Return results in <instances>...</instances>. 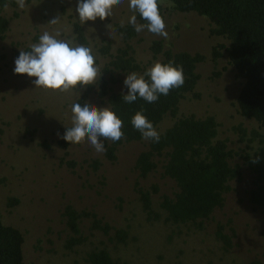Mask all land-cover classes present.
<instances>
[{
	"label": "rangeland",
	"instance_id": "rangeland-1",
	"mask_svg": "<svg viewBox=\"0 0 264 264\" xmlns=\"http://www.w3.org/2000/svg\"><path fill=\"white\" fill-rule=\"evenodd\" d=\"M77 4L78 0H26L23 9L9 6L0 12L9 18L14 12L19 13L11 20L6 39L0 41V55H5L0 58V208L2 221L24 235L25 264H90L87 253L104 246L103 241L108 238L96 232L74 251L64 247L68 232L62 212L68 203L80 210H93L113 227L128 231L126 243H107L120 264H247L255 260L264 263V209H255L249 200L252 175L247 169L243 179L231 184L225 205L199 228L166 221V213L160 207L161 195H172L176 184L163 175L162 162L148 177L138 176L135 162L147 148L145 139L120 146L115 162L97 153L87 138L78 144L68 142L66 148L60 145L67 128L72 126L71 107L81 91L78 87L69 92L36 88L35 77L14 72V53L38 43L39 38H35L45 31L53 35L59 31L58 39L77 44L73 32V22L80 21ZM133 14L136 15L129 8V0H123L114 6L110 17L84 23L89 41L86 47L92 49L100 69L94 83L101 80L102 67L108 61L98 52L99 45L103 40H111L113 48H118L122 39L113 24L127 23ZM57 18L59 23H50ZM165 24L168 39L147 29L133 39L138 59L152 65L160 61L161 56L154 59L150 50L152 41L159 39L175 51L206 55L208 59L198 67L202 78L196 93L182 101L179 115H214L220 124L219 137L227 138L231 147L243 146L234 126L242 123L251 129L258 125L238 111L241 81L235 77L228 58L211 60L213 47L227 45V40L211 35L209 20L193 12L169 13ZM216 72L221 74L216 76ZM115 88L124 91L125 85L120 83ZM86 103L97 109L107 107L95 93ZM173 122L174 118L167 116L158 132ZM96 158L102 161L98 170L91 165ZM71 160L76 163L72 168L65 164ZM137 183L145 188L158 184L160 190L153 195V208L161 218H149ZM13 197L19 202L9 206ZM219 223L227 224L228 234H232L230 227L236 230L233 246L227 251L216 235Z\"/></svg>",
	"mask_w": 264,
	"mask_h": 264
},
{
	"label": "trees",
	"instance_id": "trees-1",
	"mask_svg": "<svg viewBox=\"0 0 264 264\" xmlns=\"http://www.w3.org/2000/svg\"><path fill=\"white\" fill-rule=\"evenodd\" d=\"M9 6L16 7V0H0V12ZM172 12H193L204 16L211 24L210 34L227 40V45L223 43L213 47L211 60L216 62L225 56L228 58L235 77L241 81L237 97L238 111L258 125L251 129L242 123L234 126L238 142L243 146L231 147L227 138L219 137L220 124L214 115H179L182 101L189 94L196 93L202 78L198 67L208 58L200 52L175 51L161 39L152 41L150 50L154 59L161 56L162 63L174 60L176 64L183 66L184 85L171 89L167 96L160 95L154 103H148L139 97L133 103L123 100V95L128 94L127 87L125 86L124 91H117L115 87L123 83L128 73L135 71L142 75L152 65V62L144 64L138 59L133 39L139 33L128 22L123 23V26L120 22L113 24L114 30L122 39L118 48H113L111 40H103L99 45L98 52L108 58L102 67L101 80L86 86L78 85L81 94L77 103L83 106L91 94L95 93L123 121L125 138L116 142L102 138L106 148L103 156L110 162L117 160L118 150L124 143L144 140L131 124V118L141 108L157 131L167 116L174 118L171 126L159 132V142L146 140L147 148L138 155L135 168L140 178H146L162 162L163 175L176 184L172 195H161L160 207L166 213V221L194 224L202 228L204 222L225 205L226 194L232 189L231 184L243 179L244 169L252 175L249 200L255 209H264V0H163L160 13L164 21L166 15ZM18 16V12H14L10 18L0 14V41L6 39L11 20ZM136 16L138 23H147L138 12ZM73 32L78 45H88L86 28L82 22H73ZM30 50V46L24 49ZM19 53L20 50H15L16 58ZM0 58H5V55H0ZM219 74L221 72L215 73L216 76ZM60 145L66 148L68 141L61 139ZM101 162L96 158L91 165L98 170ZM65 164L71 168L76 165L73 160L65 161ZM137 185V192L149 218H161L162 215L153 208V195L160 190L158 184H152L148 188L139 183ZM18 202L19 199L13 197L9 199L8 205L14 206ZM62 217L68 232L64 244L67 250L74 251L85 244L91 234L100 232L108 239L103 241L102 248H94L87 253V261L90 264H120L107 243L113 246L126 243L129 237L126 229L115 228L95 211L80 210L70 203L65 206ZM227 227V224L219 223L216 232L226 251L233 246L236 231L230 227L232 234H228L225 232ZM86 228L89 233H86ZM111 231H114L112 235ZM23 243V233L2 221L0 208V264H25ZM247 264L264 263L255 260Z\"/></svg>",
	"mask_w": 264,
	"mask_h": 264
},
{
	"label": "clouds",
	"instance_id": "clouds-1",
	"mask_svg": "<svg viewBox=\"0 0 264 264\" xmlns=\"http://www.w3.org/2000/svg\"><path fill=\"white\" fill-rule=\"evenodd\" d=\"M122 2L123 0H78L76 12L83 24L97 18L104 20L112 15L114 6ZM16 3L21 9L26 6V0H16ZM161 3L163 0H129V8L134 13L138 12L141 19L147 23H138L135 14L129 18L128 23L137 33L147 29L168 39L166 24L160 13ZM59 20L53 19L50 23L57 24ZM60 36L59 31L54 35L45 31L39 37V42L30 46V51H20L18 58L15 59L14 72L35 77L33 83L36 88L53 91L69 92L78 85L94 83L100 75V69L96 65L92 49L74 44L73 40L58 39ZM184 82L182 65L176 64L174 60L167 63L155 61L142 75L135 71L126 75L123 83L128 89V94L123 95V100L126 103H133L139 97L148 103H154L160 95L167 96L171 89L182 87ZM71 111L72 126L67 128L62 137L71 144L81 143L87 138L97 153H103L106 148L102 138L113 142L125 138L122 131L123 121L110 108L97 109L88 103L83 106L74 103ZM144 111L143 108L137 111L131 118V124L141 133L143 139L159 142L160 133L143 114Z\"/></svg>",
	"mask_w": 264,
	"mask_h": 264
}]
</instances>
